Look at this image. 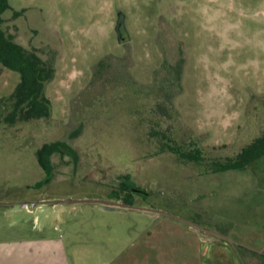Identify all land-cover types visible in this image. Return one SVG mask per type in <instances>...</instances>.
Instances as JSON below:
<instances>
[{"label":"rangeland","instance_id":"374dc122","mask_svg":"<svg viewBox=\"0 0 264 264\" xmlns=\"http://www.w3.org/2000/svg\"><path fill=\"white\" fill-rule=\"evenodd\" d=\"M8 2L1 28L54 77L49 116L10 121L0 65V238L61 235L77 264H264V156L220 169L264 134V0Z\"/></svg>","mask_w":264,"mask_h":264},{"label":"trees","instance_id":"16d2710c","mask_svg":"<svg viewBox=\"0 0 264 264\" xmlns=\"http://www.w3.org/2000/svg\"><path fill=\"white\" fill-rule=\"evenodd\" d=\"M10 9L8 0H0V65L17 71L19 82L12 93L10 121L46 118L50 114V101L45 95V84L54 77V65L42 59L35 50H27L14 42L1 28L2 14ZM57 144H45L37 150L40 166L46 169V153ZM264 156V134L246 146L236 158L220 169H237L245 167ZM129 204V203H128Z\"/></svg>","mask_w":264,"mask_h":264},{"label":"crops","instance_id":"0c3cea01","mask_svg":"<svg viewBox=\"0 0 264 264\" xmlns=\"http://www.w3.org/2000/svg\"><path fill=\"white\" fill-rule=\"evenodd\" d=\"M22 203L21 207H23ZM13 205L14 203H10L6 206ZM98 205L104 207L101 204ZM115 208L117 207L109 209ZM10 236L0 238V264H77L74 258L73 262L72 258L70 259L71 256L66 249V242L61 235L38 233L19 237ZM213 237L215 238L212 241H221L223 238L217 235H213ZM203 241L205 240L203 239ZM96 264L108 263L104 261Z\"/></svg>","mask_w":264,"mask_h":264},{"label":"water","instance_id":"95a60500","mask_svg":"<svg viewBox=\"0 0 264 264\" xmlns=\"http://www.w3.org/2000/svg\"><path fill=\"white\" fill-rule=\"evenodd\" d=\"M75 202H94V203H98L103 205L106 208H111V207H130L129 205L125 204V203H114V202H109V201H104V200H90V199H86V200H76V199H63V200H54L52 201L53 204L56 203H63V204H68V203H75ZM29 205L28 202H23L22 206L25 207ZM30 206H34V203H30ZM157 213H161V211H155ZM203 232L205 234H213V235H217V236H221L220 234H217L211 230L208 229H203Z\"/></svg>","mask_w":264,"mask_h":264}]
</instances>
